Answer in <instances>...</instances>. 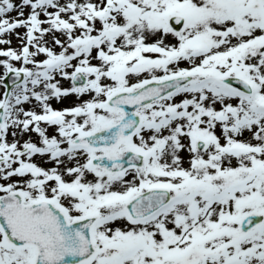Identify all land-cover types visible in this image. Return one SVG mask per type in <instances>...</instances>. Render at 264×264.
Segmentation results:
<instances>
[{
  "label": "snow or ice",
  "instance_id": "6c2138e0",
  "mask_svg": "<svg viewBox=\"0 0 264 264\" xmlns=\"http://www.w3.org/2000/svg\"><path fill=\"white\" fill-rule=\"evenodd\" d=\"M0 264H264V0H0Z\"/></svg>",
  "mask_w": 264,
  "mask_h": 264
},
{
  "label": "rangeland",
  "instance_id": "374dc122",
  "mask_svg": "<svg viewBox=\"0 0 264 264\" xmlns=\"http://www.w3.org/2000/svg\"><path fill=\"white\" fill-rule=\"evenodd\" d=\"M13 15H14V13H13Z\"/></svg>",
  "mask_w": 264,
  "mask_h": 264
}]
</instances>
